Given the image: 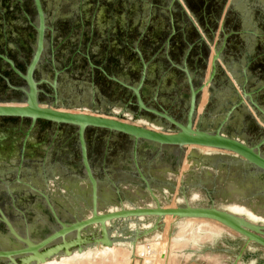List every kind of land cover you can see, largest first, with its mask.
<instances>
[{
  "label": "flooded vegetation",
  "instance_id": "1",
  "mask_svg": "<svg viewBox=\"0 0 264 264\" xmlns=\"http://www.w3.org/2000/svg\"><path fill=\"white\" fill-rule=\"evenodd\" d=\"M39 3L44 31L29 72L39 38L34 0H0V108L18 110L0 112V251L20 248L2 216L34 241L53 224L46 199L66 222L90 211L78 126L45 119L39 110L169 134L179 131L170 120L185 126L190 118L194 131L235 140L264 160V0ZM82 137L99 212L155 207L137 167L161 206L180 176L205 193L206 202L185 197L189 205L250 214L255 220L245 219L264 225V172L239 155L214 149L185 155L186 147L134 145L94 127ZM184 157L192 164L181 175ZM232 205L244 210L237 214ZM147 218L151 226L153 217L135 223ZM128 223L117 221L115 230Z\"/></svg>",
  "mask_w": 264,
  "mask_h": 264
},
{
  "label": "water",
  "instance_id": "2",
  "mask_svg": "<svg viewBox=\"0 0 264 264\" xmlns=\"http://www.w3.org/2000/svg\"><path fill=\"white\" fill-rule=\"evenodd\" d=\"M35 9L38 18V27L36 31L39 34L37 55L32 62L29 72L34 67L37 56L41 49L42 33L44 31V15L39 0H34ZM194 93L191 98V109L193 107ZM139 106L143 107L137 96ZM18 110L13 107H1L0 112L13 114ZM41 117L57 122L78 126L79 139L81 144V155L84 173L90 184L91 207L87 215L78 217L71 215L70 221L66 222L60 219L54 212L49 201L46 203L50 208L53 224L46 231L44 238L35 234L34 241L29 238L27 233L23 237L13 230L7 219L2 216L4 223L15 239L20 244L19 249L13 251H0V258H6L3 264H43L47 260L60 257H69L74 253H82L96 247L112 248L117 243L127 242L131 249L134 250L137 241L161 227V221L169 216L172 219H207L221 224L227 229L239 235L243 240V246L235 256L232 264H237L242 258L244 251L250 244H255L264 249V225H258L247 219L237 216L233 213L216 209L215 207H197L187 203L184 195V204L175 207L161 206L159 201L154 197L148 183L143 178L140 170L136 167L139 177L145 183V189L155 203V207H133L131 209H119L117 211L99 212L97 208V182L93 177L92 170L87 161L85 144L83 141V131L86 127L102 128L108 131L126 135L133 140L134 145L138 141L158 146H177L179 148L195 146L207 147L214 150H225L241 156L248 162L255 165V169L264 172V160L258 154H254L243 144L222 137L218 134L211 135L204 132L194 131L191 128L190 118L185 126L173 123L179 131L174 134L158 132L144 127L122 123L111 119H105L90 114L71 113L55 109L39 110ZM142 217H153V224L143 230L129 229L115 230L117 221L128 223L132 219ZM115 233V235H113Z\"/></svg>",
  "mask_w": 264,
  "mask_h": 264
},
{
  "label": "rangeland",
  "instance_id": "3",
  "mask_svg": "<svg viewBox=\"0 0 264 264\" xmlns=\"http://www.w3.org/2000/svg\"><path fill=\"white\" fill-rule=\"evenodd\" d=\"M47 9L51 10L50 7H47ZM65 13L66 10L63 8L61 15ZM186 148L185 155L192 151L202 154L209 153V151H205L200 147ZM191 164L192 162L184 157L179 173L181 175L186 173ZM192 183V180L186 178L182 180V177H177L171 198L168 202L163 203V206L175 207L181 205L183 195L187 197L190 203L196 201L206 202L202 187H193L194 184ZM216 202L220 206L219 199ZM236 213L240 214L239 212ZM245 218L255 220L250 214H245ZM132 220L128 223L129 229L143 230L149 227L152 219L147 218L138 223H135L136 219ZM163 220L157 231L137 241L136 244L143 247L137 246L136 252L131 249L127 242H124L117 243L108 250L93 248L81 256L62 259L52 264L64 262L69 264H146V259L149 260L148 264H232L235 261V256L243 246V240L239 235L211 220H176L172 218L166 220L164 218ZM182 228L185 229L183 237L175 243V239L180 237L179 234ZM226 233L228 234L226 235ZM147 245L150 246V250L146 248ZM140 253L144 255L139 256ZM237 264H264V249L255 244H250Z\"/></svg>",
  "mask_w": 264,
  "mask_h": 264
},
{
  "label": "bare ground",
  "instance_id": "4",
  "mask_svg": "<svg viewBox=\"0 0 264 264\" xmlns=\"http://www.w3.org/2000/svg\"><path fill=\"white\" fill-rule=\"evenodd\" d=\"M204 91V90H203ZM202 100V99H201ZM199 108V107H198ZM193 147H195V146H189L188 148H193ZM202 149H204L205 151H213L211 148H207V147H201ZM187 149V148H186ZM186 162V161H185ZM183 164H184V162H183ZM183 172V171H182ZM230 191H231V189H230ZM232 192H235V191H232ZM234 196V195H233ZM169 207H173V206H169ZM231 210L233 211V212H242L243 210H244V207L242 206V205H232V207H231ZM262 212V215L264 216V211H261ZM241 214V213H240ZM245 215V214H244ZM166 219H171V217H169V216H167V217H165V220ZM253 219V218H252ZM188 220H191V219H188ZM164 221V220H163ZM185 221V220H184ZM187 221V220H186ZM206 221H208V220H206ZM173 222V221H172ZM203 222V221H202ZM212 223V222H211ZM214 223V222H213ZM164 224H165V221H164ZM165 227V226H164ZM184 228H182L181 230H180V234H179V236L180 237H178V238H176L175 239V243H177V242H179V240H180V238H182L183 237V233H184ZM230 232V231H229ZM217 237V236H216ZM159 241V240H158ZM204 241V240H203ZM156 242V241H155ZM199 242V241H198ZM146 244V243H145ZM137 246H139V247H143V246H141V245H137L136 244V246H135V248H134V252H136V249H137ZM97 248H102L103 250H108V249H111V248H107V247H96V248H94V249H97ZM113 248V247H112ZM146 248L148 249L149 248V250H150V246L149 245H147L146 246ZM127 249H129V248H127ZM90 250H85L84 252H82V253H74L72 256H69V257H60V258H54V259H51V260H47L45 263H43V264H52V263H56V262H59V261H61L62 259H67V258H72V257H76V256H81V255H83L84 253H86V252H89ZM132 253V252H131ZM144 255V254H143ZM142 255V253H140L139 254V256H143ZM146 261V264H148L149 263V260H145ZM60 264H69L68 262H64V263H60ZM145 264V263H144Z\"/></svg>",
  "mask_w": 264,
  "mask_h": 264
},
{
  "label": "crops",
  "instance_id": "5",
  "mask_svg": "<svg viewBox=\"0 0 264 264\" xmlns=\"http://www.w3.org/2000/svg\"><path fill=\"white\" fill-rule=\"evenodd\" d=\"M228 233H226V235H227Z\"/></svg>",
  "mask_w": 264,
  "mask_h": 264
}]
</instances>
